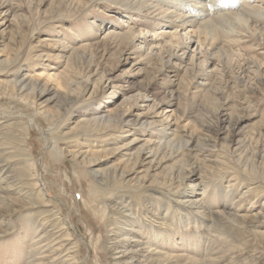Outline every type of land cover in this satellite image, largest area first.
<instances>
[{"label":"rangeland","instance_id":"1","mask_svg":"<svg viewBox=\"0 0 264 264\" xmlns=\"http://www.w3.org/2000/svg\"><path fill=\"white\" fill-rule=\"evenodd\" d=\"M183 19L206 34L216 25L230 45L220 55L192 41L183 63L158 74L156 57L170 43L152 29L171 34ZM131 28L159 45L132 52ZM88 66L96 75L80 85ZM11 83L23 87L19 98ZM138 92L145 98L121 105ZM160 112L172 113L166 129ZM179 140L197 151L205 192L182 181L184 164L168 149L147 152ZM67 152L88 154L78 158L85 176ZM2 179L0 264L38 258L31 246L45 230L70 235L77 264H113L102 248L121 238L136 264H264V219L255 217L264 210V0H0ZM115 187L136 214L99 213ZM63 255L44 263L66 264Z\"/></svg>","mask_w":264,"mask_h":264},{"label":"bare ground","instance_id":"2","mask_svg":"<svg viewBox=\"0 0 264 264\" xmlns=\"http://www.w3.org/2000/svg\"><path fill=\"white\" fill-rule=\"evenodd\" d=\"M206 1V0H204ZM188 3V2H187ZM186 3V4H187ZM76 6V5H75ZM219 11V10H218ZM196 15V14H195ZM163 16V15H162ZM199 15L193 16L194 18L198 17ZM250 17V16H249ZM129 18V17H128ZM260 18V17H259ZM254 19V18H253ZM255 20V19H254ZM196 21H188L187 19H183V21H178V23L174 24L173 27V32L171 34H167L169 32H161V34H158L156 31L157 29L154 28L152 29V33L153 36H161V38H163V40H168L169 41V46L167 48H165L163 50V52H159V55L156 57V61L157 64L156 66L158 67L156 73L160 74V73H171L173 70L174 65H176L177 63H183V57L185 56V54H187V50L190 48L191 42L195 41L198 45L199 50L202 49V47H207V50H211V51H216L217 53L221 52L225 53L227 46L230 45L229 42H226L225 40H223L220 37H223V34H221L222 31H219V29H217L216 25L214 26L213 24H211V27L213 28L212 32L206 34V33H201L198 29L196 28ZM231 24V23H230ZM155 24H151L150 26H153ZM206 26H208L207 24H205ZM233 25V24H232ZM235 26V25H234ZM135 28V27H134ZM188 29V30H187ZM207 29V28H206ZM130 41H128V45L130 47V49H132L133 51H138L140 49H145L147 50V52H151V48L153 47V44H155V46H158L159 44L156 42H151L149 41L146 37L144 36H140L137 35L136 33H134L133 28L130 29ZM183 31V32H182ZM180 32H182L181 37H183V41L179 40V34ZM143 33V32H142ZM110 34V33H109ZM210 34H214L215 36L211 37L209 36ZM118 35L116 33H112V35H110V37H112L113 39L116 38ZM152 36V37H153ZM217 36V37H216ZM109 38V37H108ZM110 39V38H109ZM112 40V39H111ZM160 40V39H159ZM193 45V44H192ZM196 45V46H197ZM153 49V48H152ZM195 49V48H194ZM162 50V49H161ZM195 51V50H193ZM197 51V50H196ZM225 55V54H224ZM37 56V55H36ZM47 56V55H46ZM40 57V56H39ZM48 57V56H47ZM50 57V56H49ZM152 57V56H151ZM64 58V57H63ZM69 61H67L66 63L68 64ZM206 62V61H205ZM91 66V65H90ZM86 67V69H82L79 73V79H80V83L78 84H87V83H92V76H95L96 74L93 72V74H91V71L89 70V67ZM156 67V68H157ZM201 73V72H200ZM198 74V73H197ZM202 74V73H201ZM156 75V74H155ZM198 77V76H197ZM103 80V77H100V81ZM204 81H210L209 79H204ZM204 82V83H205ZM20 83V85L22 84V81H15V84ZM12 84V83H11ZM19 85V84H18ZM44 85V84H43ZM18 86L12 84V86L9 87V92H10V97L12 99L15 98H19L23 87L21 88H17ZM20 87V86H19ZM114 87V86H113ZM117 87V86H115ZM94 89V88H93ZM116 89V88H115ZM147 95V94H146ZM147 97V96H146ZM145 98V94L144 92H138L136 97H126L124 99V101L121 103V105H128L130 106L132 103H135L137 100L143 99ZM148 98V97H147ZM33 99V98H32ZM132 107V106H131ZM150 109V108H149ZM161 113V112H160ZM162 115V119H160L159 121L156 120V123H159V125H164L163 127L166 129L169 127L171 121L173 120L172 117V113L170 114H163ZM110 116V115H109ZM128 116H123L120 117L119 122V126L122 127L121 125L123 123H129V120L127 118ZM127 118V119H126ZM132 121V120H131ZM136 121V119H135ZM139 122V121H138ZM137 122V123H138ZM135 123V122H134ZM133 123V124H134ZM142 123V122H141ZM151 124V123H150ZM141 125V124H139ZM133 126V125H132ZM77 127V126H76ZM128 127V126H127ZM126 127V128H127ZM162 127V126H161ZM116 129H119L118 126L115 127ZM130 128V127H129ZM134 128V127H133ZM135 129V128H134ZM133 129V130H134ZM163 129V128H162ZM121 130V129H120ZM129 130V129H127ZM124 131V129H123ZM122 131V133H123ZM119 132V131H118ZM125 132V131H124ZM188 135V134H187ZM134 138V137H133ZM173 138V137H172ZM175 138V135H174ZM173 138V139H174ZM191 138V136H190ZM135 139V138H134ZM176 139V138H175ZM194 139V138H193ZM189 140V139H188ZM173 141V140H172ZM180 141V140H179ZM182 141V140H181ZM178 146H175V148H172V146L170 148L167 147H162L160 145L154 146L152 148H149L147 150V152L149 154L153 155V158H156L159 154H161L164 150L165 152L167 151V149L169 150V157L174 156L175 157H179L181 159V162H183V167L184 169L182 170V175H183V179L182 181H186V184L191 187H198L201 186L203 188V192H205L206 187H207V183L204 182V178L206 175L205 171H204V166L200 163L197 162V151H195L193 149V147L191 148L189 146V142L188 141H184ZM192 141V140H191ZM198 141V140H196ZM154 143V142H153ZM152 143V144H153ZM191 143V142H190ZM148 144V143H147ZM160 144V142L158 143ZM175 144V143H174ZM169 147V146H168ZM148 148V147H147ZM141 150V149H140ZM51 153L52 154H57L58 157L60 158H65V151H62L61 148H58L55 146V143H53L52 145V149H51ZM82 153V152H81ZM92 153V152H91ZM147 154V153H146ZM166 154V153H164ZM163 154V155H164ZM168 154V153H167ZM199 154V153H198ZM67 155H69V159L70 162L75 166L74 169V173L76 175H78L80 173L83 174V176H85V171H86V167H85V159L86 157H83L82 160H78V158H80V156H87V153H83L81 155L76 156L74 153L72 152H67ZM92 155H94V153H92ZM65 156V157H64ZM162 156V155H161ZM165 156V155H164ZM167 156V155H166ZM163 157V156H162ZM96 159V158H95ZM78 160V161H77ZM152 160V159H150ZM154 160V159H153ZM153 160L151 162H153ZM162 160V159H161ZM171 160V159H170ZM188 161L190 162L188 164ZM150 162V163H151ZM196 164V168H194ZM79 168V171L77 170V167ZM149 166V165H148ZM84 170H83V169ZM187 168V171L185 170ZM148 168H146L147 170ZM150 170V168H149ZM114 172V171H113ZM126 172V171H125ZM149 174V171H147ZM147 172H145V174H147ZM100 175V174H99ZM101 176H103V174H101ZM210 177L212 175H209ZM108 177L111 178V183L113 184V186H117L118 185H122L124 182L123 177L117 176L116 173L109 175ZM184 178H186V180H184ZM144 179V177H143ZM5 181V179L0 180V184H2ZM137 181V180H136ZM143 182V181H142ZM141 183V181L139 182ZM126 184V183H125ZM131 184V183H130ZM143 184V183H142ZM182 185V184H180ZM229 185V182H228ZM119 187V186H118ZM122 187V186H121ZM178 188L180 187L179 185L177 186ZM234 188V187H233ZM115 190H119L117 187L114 188L113 193L111 195H109L107 197V203L104 204L103 208L99 211V213L102 216H105L106 213H108L109 215H114L115 212L119 211V212H124V217H129V215H134L136 214L135 211L133 212L132 209H130V206H125L124 202H122L120 195H117V193L114 191ZM195 190V189H194ZM7 192L5 191L4 188H0V202H8V200L6 199V197L4 196ZM31 202V201H29ZM29 204V203H28ZM34 204V203H33ZM32 205V204H31ZM197 205V204H196ZM9 206L11 207V205L9 204ZM9 206H6L7 208ZM204 208V207H203ZM198 211V210H195ZM134 213V214H133ZM209 214V212H208ZM213 215V214H212ZM215 215H219L222 217H229L231 214L229 213H225L223 211L221 212H216ZM235 216V215H233ZM111 216H109L110 218ZM239 217V216H236ZM255 217H259V219H264V210H260L259 214L256 215ZM254 218V216H253ZM102 219V218H101ZM111 219V218H110ZM107 220L108 217H107ZM111 221V220H110ZM163 221H165L163 219ZM228 223L230 222V224H234V220L230 221V220H226ZM236 221V220H235ZM2 222V221H1ZM3 223V222H2ZM113 224V223H112ZM42 225V224H41ZM235 225V224H234ZM49 226V225H48ZM44 228L43 226H37L35 227V231L38 229ZM116 230V229H115ZM46 231V230H45ZM43 232L39 238L37 240H35L31 246L32 251H39V253L37 255L38 258H34L32 260H29L30 264H45V261H51L52 263L59 261L62 253H64L65 255H63L65 257V260L63 262H65L66 264H77V259L75 258V248H76V243H72L71 242V238L70 235L67 234L66 238H63L62 235L53 237V235L48 236L47 232ZM117 231V230H116ZM147 234H151L153 235L152 232H149L148 230H146ZM157 233V232H156ZM111 234V233H110ZM115 234V233H114ZM113 234V235H114ZM257 234V233H256ZM58 235V234H57ZM154 236V235H153ZM111 237V236H110ZM115 237V236H114ZM123 237V236H122ZM112 238V237H111ZM133 238V237H132ZM109 239V238H108ZM142 239V238H141ZM147 239V238H146ZM127 239H122V242H126ZM137 240V239H136ZM98 241V239H97ZM120 240L116 241L115 243L111 244V245H105L103 250V253H113V255H115V257L113 259H111V262L113 264H123V261L125 260V258H128V262L127 263H131V264H136L137 262L133 261V257H126L128 254V252H130V249L124 247L125 244L121 243L120 245H118V242H121ZM132 241V240H131ZM155 241V240H154ZM136 242V241H135ZM134 242V243H135ZM105 243V242H104ZM107 243V242H106ZM143 246L146 245V252H148L151 249V245L152 241L147 240L146 242H143ZM136 244H138V247L141 246L139 245V242H136ZM101 245V244H100ZM103 245V244H102ZM137 247V248H138ZM153 249V248H152ZM200 249V247H198V250ZM134 250V249H133ZM134 253H136L135 251H133ZM153 253V252H150ZM158 252L154 253V255H157ZM196 253H200L199 251H196ZM32 254V252H31ZM132 254V253H131ZM147 254V253H146ZM163 256V255H161ZM150 257V256H149ZM166 257V255H165ZM63 258V257H62ZM130 258V259H129ZM154 257H151V259ZM137 259V258H136ZM141 259V258H140ZM145 259V258H144ZM157 259V258H156ZM154 259V260H156ZM159 260V259H158ZM161 260V259H160ZM140 261V260H139ZM210 261H214V259H210ZM110 262V261H109ZM152 262V261H151ZM157 262V261H156ZM156 262L154 261V263L156 264ZM60 263V262H59ZM142 263V262H141ZM151 263V264H154ZM168 263V262H167ZM81 264V263H80ZM111 264V263H110ZM150 264V263H149Z\"/></svg>","mask_w":264,"mask_h":264}]
</instances>
